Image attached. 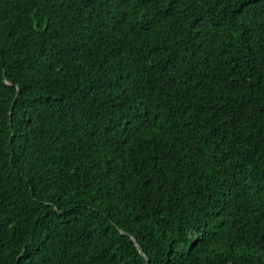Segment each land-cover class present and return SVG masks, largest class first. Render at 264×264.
Returning a JSON list of instances; mask_svg holds the SVG:
<instances>
[{"label": "trees", "instance_id": "1", "mask_svg": "<svg viewBox=\"0 0 264 264\" xmlns=\"http://www.w3.org/2000/svg\"><path fill=\"white\" fill-rule=\"evenodd\" d=\"M0 264H264V0H0Z\"/></svg>", "mask_w": 264, "mask_h": 264}, {"label": "water", "instance_id": "2", "mask_svg": "<svg viewBox=\"0 0 264 264\" xmlns=\"http://www.w3.org/2000/svg\"><path fill=\"white\" fill-rule=\"evenodd\" d=\"M134 240H135L137 246L139 247L140 251H141V252L145 255V257L148 259L147 255H146V254L144 253V251L140 248V246H139V244H138V242H137V240H136L135 237H134ZM147 263H148V261H147Z\"/></svg>", "mask_w": 264, "mask_h": 264}]
</instances>
